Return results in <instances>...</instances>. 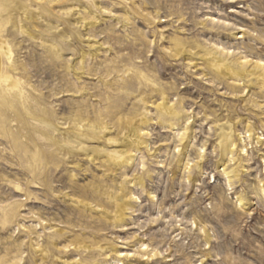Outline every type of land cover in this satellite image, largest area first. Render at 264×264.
I'll use <instances>...</instances> for the list:
<instances>
[{"label":"rangeland","instance_id":"1","mask_svg":"<svg viewBox=\"0 0 264 264\" xmlns=\"http://www.w3.org/2000/svg\"><path fill=\"white\" fill-rule=\"evenodd\" d=\"M12 6L0 264H264V0Z\"/></svg>","mask_w":264,"mask_h":264},{"label":"bare ground","instance_id":"2","mask_svg":"<svg viewBox=\"0 0 264 264\" xmlns=\"http://www.w3.org/2000/svg\"><path fill=\"white\" fill-rule=\"evenodd\" d=\"M59 1H61V0H49V2H51V3L52 2H59ZM13 2H14V0H0V34H1V32L5 31L4 26L7 22L6 17H8V15L10 13H12V11L14 10V6H12ZM24 15L26 18L31 19L33 16V12L32 11L28 12L25 10ZM58 35L66 45L76 46L80 50L81 56L82 57L84 56V54L86 52L83 51L81 48H79L78 45L75 44V42L72 39H69V40L66 39L65 38L66 34L60 33ZM11 55H12V49H11L9 42H7L5 39H3L2 35H0V89L4 90V96L5 95L6 96L9 95L10 97L20 96L21 98L22 97L25 98V96L23 95L24 92L22 90L23 88H22L21 82L19 81V78H17L16 75H14V73L9 72V67L11 64L4 63V60H10ZM6 96H5V98H6ZM5 98L2 99L3 103H1V106H5L7 104L15 112L16 116H21L22 113L23 114H31L32 113L30 110L23 111V109H24L23 104L26 100L22 101V102H19V100H18V102H19V105H18L17 103L14 104L12 102L5 101ZM40 121H43V120L40 119ZM35 155L36 154H34V153L32 154V156H35Z\"/></svg>","mask_w":264,"mask_h":264}]
</instances>
